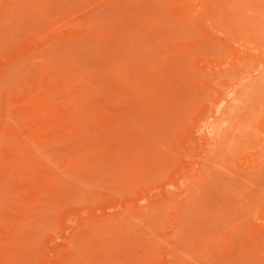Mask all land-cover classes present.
Here are the masks:
<instances>
[{
	"label": "rangeland",
	"instance_id": "374dc122",
	"mask_svg": "<svg viewBox=\"0 0 264 264\" xmlns=\"http://www.w3.org/2000/svg\"><path fill=\"white\" fill-rule=\"evenodd\" d=\"M0 264H264V0H0Z\"/></svg>",
	"mask_w": 264,
	"mask_h": 264
},
{
	"label": "bare ground",
	"instance_id": "6f19581e",
	"mask_svg": "<svg viewBox=\"0 0 264 264\" xmlns=\"http://www.w3.org/2000/svg\"><path fill=\"white\" fill-rule=\"evenodd\" d=\"M252 18V17H251ZM256 18H259V16L258 17H256ZM259 20H260V18H259ZM250 24H251V22H250ZM259 24H260V22L258 23V21H257V19H254L253 21H252V26L251 27H253V26H256V27H259ZM247 77H249V76H247ZM253 77V76H252ZM253 79V78H252ZM244 83V82H243ZM242 83V84H243ZM248 83V82H247ZM239 84H241V83H239ZM251 84V83H250ZM246 85V84H245ZM243 87H244V85H243ZM242 92L244 93V92H246V91H244V89H242ZM239 98L240 97H231L230 98V100L228 101V104L229 103H231V104H229V106H228V108H229V110H230V108H231V112L233 111V110H236V109H238L241 105H240V103H238V100H239ZM227 104V105H228ZM227 105H220L219 106V111H222V110H224V108H225V106H227ZM227 109V108H226ZM236 114H237V112H236ZM224 115H226V114H224ZM234 115H235V113H234ZM234 118V117H233ZM232 120V119H231ZM229 122V121H228ZM232 122V121H231ZM232 124V123H231ZM226 126H227V124H226ZM223 128H225V129H227V127H223ZM222 128V129H223ZM229 131H231V129H229ZM215 132V131H214ZM221 132H223V131H221ZM217 133V132H216ZM221 134V133H220ZM215 135V134H214ZM213 135V136H214ZM220 136V135H219ZM224 139V138H223ZM217 140V139H216ZM219 140H222V138H220ZM229 141V140H228ZM220 143V142H219ZM224 144H229L228 142H224ZM225 147H226V145H225ZM222 149V148H221ZM224 150H226V149H224ZM229 151V150H228ZM221 150L219 151V153L221 154ZM218 153V154H219ZM221 180V179H220ZM208 181V180H207ZM220 182H222V181H220ZM215 186H217L216 184H215Z\"/></svg>",
	"mask_w": 264,
	"mask_h": 264
}]
</instances>
